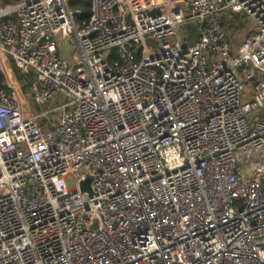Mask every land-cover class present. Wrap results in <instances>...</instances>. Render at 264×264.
Wrapping results in <instances>:
<instances>
[{"label": "built area", "instance_id": "1", "mask_svg": "<svg viewBox=\"0 0 264 264\" xmlns=\"http://www.w3.org/2000/svg\"><path fill=\"white\" fill-rule=\"evenodd\" d=\"M68 1L0 0V264H264V0Z\"/></svg>", "mask_w": 264, "mask_h": 264}, {"label": "rangeland", "instance_id": "2", "mask_svg": "<svg viewBox=\"0 0 264 264\" xmlns=\"http://www.w3.org/2000/svg\"><path fill=\"white\" fill-rule=\"evenodd\" d=\"M15 1L16 0H9V3H7V4H13ZM1 4L5 5L4 2H1ZM138 7H140V6H138ZM233 21H226L224 24L226 29L233 35H235V33L237 34V32L238 33L241 32V31L248 32L255 27L253 22H251L244 15H241V14L234 15ZM234 27H235V29H234ZM193 31L196 32V29H195L193 24L185 25L184 27L182 26V27L178 28V36L180 37V41L182 43H184L185 40L187 41L189 38H192V35L194 34ZM189 43H190V41H189ZM237 46H238V44H237ZM68 48H69L70 52L75 53V48L72 44H69ZM153 52H154V50L151 51V54H153ZM233 55H235V52H233ZM11 73L14 74L15 79H16L14 81L15 86H17V83H22L24 81L29 82V76H23V75L19 74L14 68H11ZM28 86L29 85L25 84V86H23V90H22V95H23L22 101H23L25 110L32 113L33 115H39V114H41L42 111H44V108L34 106L33 104H31V102H29L30 98H29V87ZM251 91H252L251 86L245 87L244 94H247ZM59 103H60V97L57 96L52 105H58ZM38 122L40 125H44L45 120L40 118ZM84 175H85L84 169H80V170L71 174V176L74 180L80 179Z\"/></svg>", "mask_w": 264, "mask_h": 264}, {"label": "trees", "instance_id": "3", "mask_svg": "<svg viewBox=\"0 0 264 264\" xmlns=\"http://www.w3.org/2000/svg\"><path fill=\"white\" fill-rule=\"evenodd\" d=\"M7 3H9V0H4V4ZM68 6L73 13L74 22L78 27H82L87 23L90 15V0H69ZM193 32L192 38L188 39L192 43L197 39V33Z\"/></svg>", "mask_w": 264, "mask_h": 264}, {"label": "crops", "instance_id": "4", "mask_svg": "<svg viewBox=\"0 0 264 264\" xmlns=\"http://www.w3.org/2000/svg\"><path fill=\"white\" fill-rule=\"evenodd\" d=\"M169 2H171L172 3V6H178V4H179V1L180 0H168ZM1 2H4V0H1ZM142 1L140 0V2L139 3H141ZM142 5V4H141ZM141 5H139L140 7H141ZM227 17H228V15L226 16V20H225V22L226 21H233L232 19L231 20H227ZM232 17H234V16H232ZM225 22H224V24H225ZM232 23V22H231ZM236 26V25H235ZM184 27V26H183ZM195 27V26H194ZM196 29V28H195ZM234 29H235V27H234ZM185 30V29H184ZM196 33H197V37H198V31L196 30ZM248 32H246V31H241V32H237V34L235 35V36H233V34H231L230 33V35L231 36H233L232 37V43H233V45L234 46H237V44H239L240 42H241V40L245 37V35L247 34ZM186 43H188V44H193V43H189V40H187L186 41ZM67 51H70L69 50V48H67V49H65V51L64 50H62V51H60L59 53H60V55L62 56V57H69V55H68V52Z\"/></svg>", "mask_w": 264, "mask_h": 264}, {"label": "water", "instance_id": "5", "mask_svg": "<svg viewBox=\"0 0 264 264\" xmlns=\"http://www.w3.org/2000/svg\"><path fill=\"white\" fill-rule=\"evenodd\" d=\"M152 46H155L153 40H147ZM96 178V176H91L88 172L85 173L84 178L79 182V190L81 193L91 194V183Z\"/></svg>", "mask_w": 264, "mask_h": 264}]
</instances>
